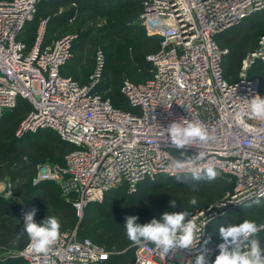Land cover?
I'll list each match as a JSON object with an SVG mask.
<instances>
[{"label":"built area","instance_id":"obj_1","mask_svg":"<svg viewBox=\"0 0 264 264\" xmlns=\"http://www.w3.org/2000/svg\"><path fill=\"white\" fill-rule=\"evenodd\" d=\"M43 1L0 0V118L25 99L31 110L18 137L49 129L73 146L63 163L45 164V169L41 165L34 185L58 184L65 196L74 198L81 217L88 205L103 203L113 190L123 187L131 194L145 181L176 177L172 159L179 150L164 138L163 128L182 118L202 121L212 139L186 150L189 155L203 151L200 164L215 165L230 177L233 189L224 202L190 213L198 224L211 218L196 250L160 257L149 244L136 247L133 264H194L202 249L213 264L216 248L204 243L212 222L257 198L264 202V120L248 118L245 100L262 95L259 80L249 73L264 63V37L255 53L243 59L236 80L224 74L229 50L217 38L264 10V0H141L140 20L161 44L147 57L151 78L123 81L121 92L131 111L116 108L96 91L105 67L101 50L94 73L81 83L63 73L74 57V36L46 42L47 19L28 48L22 35ZM6 191L13 197L10 184ZM60 232L47 254L33 252L28 242L19 255L29 264H101L110 255L92 240H80L77 229Z\"/></svg>","mask_w":264,"mask_h":264},{"label":"trees","instance_id":"obj_2","mask_svg":"<svg viewBox=\"0 0 264 264\" xmlns=\"http://www.w3.org/2000/svg\"><path fill=\"white\" fill-rule=\"evenodd\" d=\"M108 1L111 6L117 7L118 5L132 0ZM134 1L135 3L133 4V7L129 9L134 10V12L137 13L139 11L138 5H140L141 15L144 10L143 3L141 0ZM45 3L46 6L40 8ZM69 4L80 5L81 0H47L38 5L35 20L27 26L26 31L22 35V40L26 42L28 48L34 44L41 23L47 19L48 22L45 33L46 42H51L52 40L57 39L49 36L48 26L50 25L52 31L65 26L76 16V10H71L54 18H44L41 15H43V12L48 7L57 11ZM33 25H36L35 35L26 38L27 31ZM257 30L261 32V36L264 34V10L255 13L239 26L228 30L217 38L218 43L223 48L229 50L223 64L224 74L229 80H236L238 78L243 59L253 48L256 49L258 47L261 37L259 38L257 45H252V42L254 41V34L252 33ZM157 38L159 41L152 40V38L146 36L132 39L130 45L135 47V54L132 58L137 64L135 71H150L152 76L153 66L147 60V57L160 48L161 38L158 36ZM74 45L73 42V54ZM68 65H70V63ZM68 65L63 69L64 75H68L65 73V69ZM262 65H264V63L258 62L251 69L249 76L253 79H257L254 77L253 72L256 68ZM120 71L121 65L118 66V64L115 63L113 54H110L108 60L106 59L105 61L102 79L96 91L104 98H109L116 108L131 111L127 99L121 92V88L120 90H116L113 94L116 97L115 101L112 97L105 94V91L111 89L112 86L117 85ZM151 76L149 78H151ZM149 78L141 81L128 79L135 83H141ZM260 85L262 95H264L262 84L260 83ZM30 110L31 105L25 99H20L16 108L6 110L0 118V179H8L13 195L23 201L27 211H30L33 208L36 209L34 220L37 223H41L46 217L55 216L61 225L60 231L77 229V235L80 240L90 239L110 253L107 260L101 262V264H133L136 247L132 246L131 242L127 239L125 228L123 226L125 223L124 217L135 215L139 217L137 221L138 223L144 224L149 222L150 217L148 210L143 211L142 209L151 202L152 194H157L165 187H183L189 191L216 187L215 192L219 198L213 203H199L197 207L187 211L188 213H193L217 203L233 189L234 184L230 177L219 171L220 175L218 178L211 182L206 180L195 181L192 180L190 176L184 183L177 182L176 177H159L154 181H145L141 183L135 193L130 194L123 187L107 193L105 198L107 204L105 205H102V203L88 205L85 210L90 206H94L97 208L100 216L107 220V224L101 229H98V227H91L87 215L89 212H87L84 219H82L78 215L76 208L73 206L74 198L69 199V197L65 196L58 184L46 182L34 185L33 179L37 176L39 167L45 164L63 163L65 156L73 149V146L63 142L55 131L49 129L39 130L34 134H25L20 138H16L15 134L18 130L21 119L23 116L27 115ZM48 140L49 142H47ZM56 146L62 147L59 153L56 152ZM67 149L68 151L65 153ZM1 162L4 163L1 164ZM32 186H39V188L34 190ZM165 211L167 210L163 208L159 209V211H156L155 216L159 218L160 214ZM180 211H183V209L178 207L176 212ZM243 214L244 213L239 212L232 218H229V216H231L230 213L224 218L215 220L210 225L208 240L209 237H211V239L209 240L208 245L216 248L212 263L219 254L217 245L222 242L218 233L219 226L229 223H241L246 219V216ZM23 227V219L16 205L0 198V249L11 251L23 250L29 242L27 235L23 234L18 241L16 240L17 235L21 233ZM258 236L262 243V233H259ZM0 264L29 263L23 258H16L9 259L4 263L0 261ZM166 264L180 263L168 262Z\"/></svg>","mask_w":264,"mask_h":264},{"label":"clouds","instance_id":"obj_3","mask_svg":"<svg viewBox=\"0 0 264 264\" xmlns=\"http://www.w3.org/2000/svg\"><path fill=\"white\" fill-rule=\"evenodd\" d=\"M246 100V111L249 119L264 120V95L257 94ZM181 120L183 122H181ZM164 129V138L177 150L178 156L172 159V167L178 173L177 182L184 183L190 176L192 180L214 181L220 173L213 164H200L205 159V153L199 151L189 155L186 146H196L207 143L212 137L202 121L196 119H180L170 123ZM184 173L186 175H179ZM198 200L192 197L189 204L196 206ZM261 206L259 198L252 202ZM169 207H176V201H169ZM36 209L22 213L24 227L17 235L18 241L23 234L29 240L28 247L35 253L47 254L61 238V225L55 216L46 217L41 223L34 220ZM226 215V214H225ZM188 217H191L190 219ZM138 216H125L123 224L127 239L132 246H154V251L164 257L169 252L183 249L194 251L204 235L205 226L211 218L197 223V218L190 216L185 210L180 212L165 211L159 218L153 217L149 222L138 223ZM264 232V223L257 224L254 220L245 219L241 223H229L218 228L221 243L217 245L219 254L213 264H264V245L258 236ZM211 237H209V240ZM205 240V244L209 242ZM207 250L202 249L195 256L194 264H208Z\"/></svg>","mask_w":264,"mask_h":264},{"label":"rangeland","instance_id":"obj_4","mask_svg":"<svg viewBox=\"0 0 264 264\" xmlns=\"http://www.w3.org/2000/svg\"><path fill=\"white\" fill-rule=\"evenodd\" d=\"M134 0L125 2L121 5L111 6L108 0H81V4H69L55 11L51 7H48L42 17L54 18L61 16L71 10H76V16L68 22L65 26L58 28L55 31L48 26V34L52 38H59L65 35L74 36V58L70 62V65L65 69V73L77 79L81 83L89 81L90 76L94 73L96 67V57L98 51H102L106 59L113 54L115 63L118 66L121 65L120 77L116 86H112L111 89L105 91L106 95L112 97L115 101L116 97L113 95L116 90H120L121 84L125 78H129L133 81H141L151 76L150 71L138 70L137 64L133 60L135 54V47L130 45L132 39L146 36L152 38V40L159 41L157 36L151 35L147 32L145 26L140 20L141 6L138 5L139 11L137 13L129 8L133 7ZM46 6L43 4L40 8ZM36 31V25H33L26 33V38L34 36ZM254 41L252 45H257L261 32L259 30L254 31ZM253 75L260 80L262 84V91L264 93V65L259 66L254 70ZM27 115L21 119L18 130L15 134L16 138L18 131L20 130ZM27 134H34L33 132ZM49 142V140L47 141ZM63 145V144H62ZM56 152L61 151L60 146H56ZM68 149L65 151V153ZM177 153L176 151L173 152ZM4 162H1L3 164ZM8 179H0V198L12 202L18 208L21 216L23 212H27L26 206L23 201L15 197H7L6 190L9 185ZM34 190H37L39 186H32ZM216 187L202 188L197 191H189L183 187H165L157 194L151 195V202L142 210H148L150 220L155 216L156 211L159 209H165L169 212H176L180 207L185 211H189L201 204L207 202L213 203L219 197L215 192ZM192 197H196L198 203L196 206L189 204V200ZM71 199V198H69ZM175 200L176 207L170 208L169 201ZM251 202H247L238 208L232 210V218L235 214L241 212L246 216V219L254 220L258 223L264 221V203L261 206H257ZM263 202V201H262ZM107 204L105 200L102 205ZM89 212L88 220L91 227H98L101 229L107 224V220L102 218L98 213V210L94 206H90L83 212L81 218L84 219L86 213ZM157 218V217H156ZM228 219V218H227ZM21 251H11L0 249V261L6 262L9 259L22 258L19 254Z\"/></svg>","mask_w":264,"mask_h":264},{"label":"water","instance_id":"obj_5","mask_svg":"<svg viewBox=\"0 0 264 264\" xmlns=\"http://www.w3.org/2000/svg\"><path fill=\"white\" fill-rule=\"evenodd\" d=\"M264 37V34L261 36V38L260 39H262ZM255 51H256V49L255 48H253L252 49V52L253 53H255ZM42 169H45V165H42ZM219 202H224V198H222L221 200H219ZM218 202V203H219ZM196 212H193L192 214H195ZM189 215L191 216V214L189 213Z\"/></svg>","mask_w":264,"mask_h":264}]
</instances>
